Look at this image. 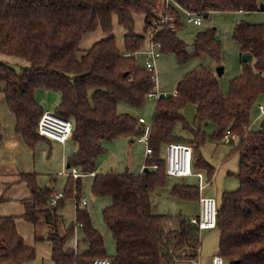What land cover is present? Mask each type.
<instances>
[{
    "label": "trees",
    "instance_id": "trees-1",
    "mask_svg": "<svg viewBox=\"0 0 264 264\" xmlns=\"http://www.w3.org/2000/svg\"><path fill=\"white\" fill-rule=\"evenodd\" d=\"M263 0H0V54L17 56L28 65L17 69L0 60V82L8 107L16 119L15 130L34 150L41 140L38 121L45 111L36 97L37 89L61 94L54 112L73 124L72 139L77 150L68 157L70 168L83 172L96 170L106 152L105 142L125 136L135 140L142 132L139 117L119 110L120 104L141 108L154 90L153 72L140 65L136 55L146 44L145 34L136 31L137 17L143 16L144 32L149 40L161 44L162 53H174L179 64L189 60L187 46L178 36L184 26L177 5L203 18L211 11H255ZM158 14L172 15L174 21L162 25ZM116 23L124 30V48L114 35L81 49L80 42L89 32L111 33ZM241 57L242 73L230 81L229 92L220 87L219 77L207 66L199 65L177 83V94L156 101L149 145L152 153L145 169L137 174L114 171L96 173L92 194L109 198L102 210L103 221L116 245L108 256L105 239L89 211L80 203L83 179L69 175L64 197L57 205L50 201L52 186H40L36 173L22 174L32 197L25 201L24 217L36 227L45 224L46 235L36 240L52 243L55 264H90L96 257H108L111 264H188L198 260L201 230L184 213L155 214L151 195L167 184L163 147L169 143L190 145L194 170H206L209 178L215 168L201 149L214 124V138L223 139L227 130L235 132L239 142L233 152L239 156L235 174L239 186L225 191L218 202L217 229L219 251L226 261L238 264H264V121L257 130H249L252 110L264 95V22L238 21L233 32ZM198 56L208 54L221 65L222 45L216 27L198 32L195 41ZM193 104L196 115L190 123L183 109ZM182 124L187 135H177ZM2 122L0 115V136ZM157 165V168H153ZM148 168V170H146ZM183 177V176H182ZM172 194L180 200L199 201L200 190L194 184L174 185ZM76 199L75 220L64 227L60 208L66 200ZM82 223L83 238L77 247H67ZM63 225V231L62 227ZM85 244V250H79ZM36 257V249L19 234L14 216L0 217V263L11 260L24 264Z\"/></svg>",
    "mask_w": 264,
    "mask_h": 264
},
{
    "label": "crops",
    "instance_id": "crops-1",
    "mask_svg": "<svg viewBox=\"0 0 264 264\" xmlns=\"http://www.w3.org/2000/svg\"><path fill=\"white\" fill-rule=\"evenodd\" d=\"M176 7L180 13L181 21L184 25L178 31V36L182 41L185 42V44L187 46L186 47L187 51L189 53V60L186 63L181 64V65L183 67L187 66L188 72L193 67L195 68L199 65H204V66L212 68L216 73V67L217 66H224L222 64L219 65L216 63H215V65H211L213 63V60L208 54H205L203 56L196 55L194 41H195V38H196L198 32H200L206 28H209V27H216L217 38L221 42L222 50H224L223 47L226 49H229V51H231V55L233 56V59L238 58L240 64L242 65L240 45L233 37L234 28L236 27L238 21H240V20H244L248 23H263L264 22V11L261 9L255 10V11H227V12L211 11L209 13L208 17H204V19L206 18V20H205L206 23H205V21H203L202 25H195V24L189 23L187 21L186 14L184 13V10H186V9H184L183 7H181L179 5H177ZM218 16H224L226 18L231 19L232 24H231V28L229 30L230 35H228L226 33L224 25L220 26L218 24V22H217ZM186 24H191L192 26H196V27L201 26V28H202V29L200 28V29L196 30V32L194 33L190 42H188V40H186V37L182 33V31L187 28ZM213 24H216L217 26H211ZM149 42H150V40H149ZM167 54L175 55L174 53H167ZM0 55L4 57L6 54L5 55L0 54ZM195 57H196V59H194ZM199 57H202L205 61H206V58H210L212 60V62L209 63V61L208 62L206 61V63L200 64V62H204V61H202L203 59H197ZM11 58H13L14 61H18L20 63L22 62V63L26 64V62H27L26 60H23L20 57L17 58V56L16 57L11 56ZM0 60H1V58H0ZM195 63H197V64H195ZM28 64H26V65H28ZM160 65H161V62L157 63V65H156V69H157L158 73H160L159 72ZM228 70L230 72H229V76H228L227 81H231L233 78L239 76L242 73V71L241 70L239 71L238 69H236L234 72L233 63L230 64V66H228V65L224 66L223 74L221 76H218V77H219L220 87L223 90V92H225V93L229 92L230 88H227L226 80L224 79V81H223L220 77H222L224 75V73L226 74L228 72ZM187 73H184L182 76H180V78H178V81L182 77H184ZM178 81L176 82V88H177ZM156 88L159 92L167 93L168 95H174L175 93H177L176 88L174 90H172L171 93L163 91L162 88L158 84H157ZM40 92H43V93L40 95V97H38ZM36 97H37V100L39 103L40 102L43 103V101H46V103H48L51 106V108L57 107L61 103V100H62L61 94L59 92H54L51 90H45V89H41V88L37 89ZM263 97H264V95L261 96L257 105L254 106V108L252 110V114L254 113L255 109H258L260 112V116L262 117V115H264V113H262L260 108H259V105L261 104V101H262L261 99ZM50 99H52V100H50ZM152 100H154V99H152ZM154 101H155V106H156L157 100H154ZM123 105L126 106L127 104H122V106ZM189 105H193V104H188L186 107H188ZM42 106L44 107L43 104H42ZM155 106H154V108H155ZM193 108L194 109L191 108V110L194 112V118L193 119H195L196 107L194 106ZM135 109L139 110L140 108L139 109L135 108ZM184 109H183V113H184ZM153 114H154V112H153ZM0 115H1V122H2V135L0 136V217L14 216L16 219L17 230H18L19 234L23 237L25 243L29 246L35 247L36 257L30 261L25 262L24 264H55L53 259H52V243L47 239H43V240H39V241L36 240L37 234L38 235H46L48 233L46 225L42 223L36 227L32 222L28 221L24 217V214L26 211L25 201L32 197V192H31V189L28 185V182L23 180L22 174L36 173L37 174V182L40 186H52V187H54L55 191L63 190L69 176L61 173L62 171H64V168L61 170H60V168L59 169L56 168L57 164H54L52 162V158L54 157V152H55L56 147H57L59 150L61 159L64 163V167H66V169H68V157L76 152L77 144L72 138L67 140L65 143H62V142H59L53 138L43 136V137H41V140L38 142L36 148L34 150H31L27 146L23 136L20 135L19 133H17L15 130L16 119H15L14 114L10 111V109L8 107L7 100H6V97H5V94L3 91L0 92ZM184 115L187 117V115L185 113H184ZM135 116L142 117L140 115L139 116L135 115ZM189 122L191 123V121H189ZM209 124H207L206 126H208ZM249 130H257V129L252 128V126L250 124ZM175 133L177 135H187V133L183 130L181 123L177 124V126L175 128ZM123 137H125V136H123ZM127 139L130 143V146H131V144H133L135 142V140L133 141L129 137H126L125 140H127ZM237 139L239 140L238 135H237ZM137 141H138V138H137ZM116 142H118V141H116ZM109 143H110L109 141L105 142V147L107 145H109ZM139 143H142V142H139ZM69 151H70V153H69ZM163 151L166 152V145L163 147ZM101 156H100V158H102ZM237 156H238V154H237ZM146 157H147V155H146ZM146 157H145V159H146ZM100 158L98 160L97 167L95 170L96 173H101V172L105 173V172L114 171V172H118V173L130 172L133 174H137V173L142 172L145 169V159H144V163L141 165H138L136 163L133 164L132 162H130V164H132L133 168H131V166H128L127 170L123 171V172H121L122 170L118 171V170H114V169L102 171V170H99V167L101 166L100 164H102ZM208 163L215 168V173H214L212 178H209L206 170H204V169L196 170V171L203 172L206 179L211 181L210 184H208L202 191H200V193H201V195H204V196L215 197L217 199V201L220 202L222 194L225 191L235 190L238 187H236L234 189L227 188L226 190H222L220 192L219 196H214L213 192L210 190V185H212L214 179H216L217 168L215 167V165L211 164L210 162H208ZM101 167H100V169H101ZM238 170H239V156H238L237 172H238ZM237 172H235V173H237ZM93 177L94 176H92V175H86V176L82 177V179H83L82 196H85L88 199V203L87 204L81 203V205L89 211L91 218H92V216L94 217V208L92 206V201H96L99 204V206L102 208L101 214H102V210L107 205L110 204L109 198H100V197H96L92 194L91 186H92ZM168 178H174L176 180L173 181L172 183H169L168 182L169 180L167 179V184L165 186L157 189L151 195L152 210L155 214L175 215L178 213H184V211L181 210V203H183V202L194 203V201L180 200L179 198L175 197L172 194V188L174 185H177V184L180 185L182 183L194 184V185H196V187H198L197 186L198 180H196L195 183H191L188 180H186V179H193L191 177L169 176ZM238 186H239V184H238ZM165 188L168 189V193L171 197V199H166V200H170L169 204L172 205L171 209H173V210H169V212L162 213L161 211L163 210V208L165 206L163 205V208H161V206H158V203H159V201H161V203H162L165 200V198H163L161 196V194H159V190L165 189ZM86 194L91 195V200H89V198L87 197L88 195H86ZM161 198H163V199H161ZM197 202L199 204L197 213L196 214H190V215H188L189 217H193V216H196L199 214L200 203H199V201H197ZM72 204H73V209H74L73 219L75 220L76 202L74 199H73ZM65 205H66V202H65ZM65 205L62 208H60V210H59V213L62 215V218L64 221V227L68 226L69 223L74 221V220H68L63 216L62 209H64ZM187 206H190V205L187 204ZM184 214H186V213H184ZM94 219L96 221V217H94ZM92 222H93L94 226L97 229H99L97 227V224L93 221V219H92ZM80 228L81 229L83 228L82 225H80V224L75 225V232L71 236V238L69 239V241L67 243V247H69V248H71V247L76 248L77 247L78 241L81 240L84 236L82 230H81V234L78 235L77 230H79ZM213 229H216V231H217L216 232L217 243L215 244L213 249H210V250L206 249V251H205L204 247H203V242L201 240L200 254H199V257L197 258L198 260L193 261V262H189L188 264H212V256L215 254H218L219 240H220V233H219L218 229L217 228H213ZM207 230H212V229H207ZM201 231H204V230H201ZM104 239H106V236L104 237ZM44 243H45V245H43ZM105 244H106V240H105ZM114 244H115V241H114ZM115 247H116V245H115ZM86 248H87V246L85 244H82V245H80L79 250H85ZM42 249L47 251V255L44 257L41 253ZM227 262L229 263V261H227ZM0 264H17V263H15L14 261H11V260H7V261H4Z\"/></svg>",
    "mask_w": 264,
    "mask_h": 264
},
{
    "label": "rangeland",
    "instance_id": "rangeland-1",
    "mask_svg": "<svg viewBox=\"0 0 264 264\" xmlns=\"http://www.w3.org/2000/svg\"><path fill=\"white\" fill-rule=\"evenodd\" d=\"M143 20H144L143 16L137 17L136 31L141 32L145 34L146 36L145 47L143 48L142 51H140L136 55L137 61L139 62L140 65H144L146 58H147V51L150 49L149 32H144ZM205 20L206 18L205 19L203 18V21ZM217 22L220 26L224 25L226 33L230 35L229 30L232 24L231 19L226 18L224 16H218ZM186 26L187 28L184 29L182 33L186 37V40L190 42L196 30L200 29L201 26L196 27V26H192L191 24H186ZM211 26H217V25L213 24ZM111 35L115 36L118 46L120 48H124V30L116 23V21L114 23V29L111 33H104L103 31L99 29L97 31L89 32L85 34L80 42V48L83 50L88 49L97 40L104 38L106 36H111ZM223 49L224 50H222L221 64L224 66L225 65L230 66V64L233 63L234 72L236 69H238L239 71L240 70L242 71V65L240 64L238 58L233 59V56L231 55V51H229V49H226L224 47ZM11 56L12 55H5L3 57L0 55V58L1 60L6 61L10 65L14 66L18 72L21 70L22 66H25L26 64H28L27 60H26L27 61L26 64L22 62L20 63L18 61H14L13 58H11ZM194 59H196V57ZM197 59H203V58L199 57ZM202 61L204 62H200V64L206 63V61L207 62L209 61V63L212 62L210 58H206V61L203 59ZM160 62H161L160 70H159L160 73H158L156 69L157 84L162 88L163 91L171 93L172 90L176 88V82L178 81V78H180V76H182L184 73L188 72L187 66L183 67L181 64H178L176 56L173 54H167V53H162L160 58L155 62V65H157V63H160ZM211 65H215V62L213 61ZM193 68H191L190 70H192ZM229 72L230 71L228 70L226 74L224 73V75L220 77L223 81L224 79L226 80L227 88H230V81H227ZM4 87H5V84L3 82H0V92L4 89ZM42 93L43 92H40L38 97H40ZM261 100H260L261 104L264 105V97ZM42 104L44 105V109L49 108L51 111H54L56 108V107L51 108V106L48 103H46V101H43L41 105ZM154 106H155V101L148 98V100L139 110H136L130 105L122 106V104L119 105V110L122 112L131 113L133 115H138V116L140 115L144 117L147 123H152ZM193 107L194 105H189L188 107L184 109V113L188 117L186 118L188 121H191V123H193L194 121L193 119L194 112L191 110V108L194 109ZM263 121H264V115H262L261 117L259 110L255 109L254 113L251 116L252 128L258 129L261 126ZM205 129L209 134V138L207 142L205 143L204 147L201 149V152L204 158L211 164L215 165V167L217 168L216 179H214L212 185H210V190L213 192L214 196H219L222 190H226L227 188L234 189L238 187L239 181H238L237 176L235 175L236 174L235 172H237V169H238V156L235 152H233V148L236 144H238L239 140L236 139L235 142L233 143V142H226L224 139L219 140V139L214 138L216 126L212 123L209 124L208 126H205ZM125 139L126 137L121 136V137L115 138L112 141H109L110 142L109 145L106 144L107 145L106 152L105 154L101 156L102 158H100L101 163H102L100 165L102 167L100 166L101 169L99 167V170L105 171V170L114 169L118 171L122 170L121 172H123L127 170L128 166H131V168H133L130 162H132L133 164L136 163L138 165H141L144 163V159L146 157V154H145L146 145L144 143H139L136 138L135 142L131 144L130 146L128 139L127 140ZM165 154L166 152L163 151L164 156ZM52 162L54 164H57L56 166L57 169L60 168L61 170L64 168V170H66V167H64V163L61 159V156H60V153L57 147L54 152V157L52 158ZM191 178L193 179H186V180H188L191 183H195L197 178L195 177H191ZM168 180H169L168 181L169 183H172L176 179L168 178ZM159 194H161V196L165 198V200L162 203L161 201H159L158 203V206H161V208H163V205L165 206L161 212L164 213V212H169V210H173L171 209L172 205L169 204L170 200H166V199H171L168 193V189L165 188V189L159 190ZM87 197L89 198V200H91V195H88ZM72 203H73V199H68L66 201V205L64 209H62L63 216L68 220H74L73 219L74 209H73ZM187 204H189L190 206H187ZM92 206L94 208V217H96V221L93 216H92V219L97 224V227L102 231L104 237L106 236V239H105L106 249H107L108 256L111 257L116 252L114 240L112 238L110 231L108 230V228L106 227L103 221L102 214H101L102 208L99 206V204L96 201H92ZM198 206L199 204L197 201H194V203L183 202L181 203V210H183L184 213H186L188 216L190 214H196L198 211ZM61 227H62V230H64L63 225H61ZM81 230H82L81 228L77 230L78 235L81 234ZM216 232H217L216 229L201 231L200 237L203 242V247L205 251L206 249L208 250L213 249V247L217 243ZM43 245H45V243ZM41 253L43 257L47 255L46 250L42 249ZM225 264H229V263L226 261Z\"/></svg>",
    "mask_w": 264,
    "mask_h": 264
},
{
    "label": "built area",
    "instance_id": "built-area-1",
    "mask_svg": "<svg viewBox=\"0 0 264 264\" xmlns=\"http://www.w3.org/2000/svg\"><path fill=\"white\" fill-rule=\"evenodd\" d=\"M264 1V0H263ZM186 19L189 23L195 25H202L203 16L199 12H192L184 10ZM159 21L162 25L174 21L175 17L172 15L158 14ZM161 44L155 41L150 42V49L147 51V58L144 63L145 67L153 72L152 79L155 82V88L148 94L149 99L158 100L162 97H167V93H161L157 90V75L155 62L160 58L162 52L160 51ZM175 93L174 95H176ZM259 108L264 113V105L260 104ZM139 121L142 123V132L138 137V141L145 143L146 155L152 153V149L149 145V137L152 129V123H147L144 117H139ZM38 133L41 136L53 138L59 142L65 143L72 137L73 124L70 120L56 114L54 111L46 109L41 115L38 121ZM226 142H235L237 134L230 130H227L223 138ZM237 145V144H236ZM166 171L169 176L175 177H196L198 180V188L202 191L210 180L206 179L205 175L201 171H196L193 168V149L190 145L181 143H169L166 146L165 154ZM153 168H157V165H153ZM61 173L66 175H72L74 178H82L86 175L94 176L96 172H83L78 167L68 168ZM64 197V191H56L53 195L50 204L57 205L58 201ZM76 200V199H75ZM80 203L87 204L88 199L85 196L80 197ZM200 212L198 215L191 217V221L197 224L200 230L213 229L217 227V213H218V201L215 197L201 195L200 200ZM82 225V223H80ZM226 260L219 254L212 256V264H225ZM90 264H111V260L108 257H96Z\"/></svg>",
    "mask_w": 264,
    "mask_h": 264
},
{
    "label": "water",
    "instance_id": "water-1",
    "mask_svg": "<svg viewBox=\"0 0 264 264\" xmlns=\"http://www.w3.org/2000/svg\"><path fill=\"white\" fill-rule=\"evenodd\" d=\"M260 9L264 11V1L261 2ZM205 17H207V15H205ZM242 59L245 61H250L252 59V56L250 54H243ZM223 72H224V66L216 67V73L218 74V76H221ZM68 168H69V164H68ZM146 170H148V168H146ZM238 262H239L238 260H230L229 264H238Z\"/></svg>",
    "mask_w": 264,
    "mask_h": 264
}]
</instances>
